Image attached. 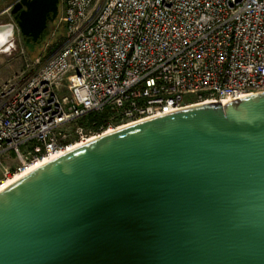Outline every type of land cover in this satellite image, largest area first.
<instances>
[{
  "label": "water",
  "instance_id": "water-1",
  "mask_svg": "<svg viewBox=\"0 0 264 264\" xmlns=\"http://www.w3.org/2000/svg\"><path fill=\"white\" fill-rule=\"evenodd\" d=\"M10 14L32 53L59 0ZM0 31L9 46L14 26ZM0 264H264V92L119 129L18 179L0 192Z\"/></svg>",
  "mask_w": 264,
  "mask_h": 264
},
{
  "label": "built area",
  "instance_id": "built-area-1",
  "mask_svg": "<svg viewBox=\"0 0 264 264\" xmlns=\"http://www.w3.org/2000/svg\"><path fill=\"white\" fill-rule=\"evenodd\" d=\"M59 6L65 40L0 86V164L15 166L0 185L119 129L264 92V0Z\"/></svg>",
  "mask_w": 264,
  "mask_h": 264
},
{
  "label": "rangeland",
  "instance_id": "rangeland-1",
  "mask_svg": "<svg viewBox=\"0 0 264 264\" xmlns=\"http://www.w3.org/2000/svg\"><path fill=\"white\" fill-rule=\"evenodd\" d=\"M16 1L17 0H10L0 8H7ZM60 17L61 8L59 6L57 21L46 29L45 32H47V36L39 47L34 48L32 53L24 46L20 32L15 24H13V20L9 14L0 17L1 26L8 24L14 26V35L9 43L11 51L6 54L0 53V86L19 73L23 72L25 70V61L27 59H30L33 63H36L37 61L42 63L50 56V54L53 53L58 44L65 40L66 25L59 23ZM12 164L13 162H10V164H0V181L4 180L5 169L12 173L15 171V166Z\"/></svg>",
  "mask_w": 264,
  "mask_h": 264
},
{
  "label": "bare ground",
  "instance_id": "bare-ground-1",
  "mask_svg": "<svg viewBox=\"0 0 264 264\" xmlns=\"http://www.w3.org/2000/svg\"><path fill=\"white\" fill-rule=\"evenodd\" d=\"M8 37H7V34L4 33L3 31H0V48H3V50L0 51V53H3V54H6L8 52L11 51V46L9 45L8 46ZM44 164H38L36 165V168H32L30 171H33L41 166H43ZM27 173L29 172H26V173H23L21 174L20 176H17L15 177L13 180H10L9 182L7 183H3L0 185V192L3 191L4 189H6L8 186H10L12 183H14L15 181H17L18 179L22 178L23 176L27 175Z\"/></svg>",
  "mask_w": 264,
  "mask_h": 264
},
{
  "label": "trees",
  "instance_id": "trees-1",
  "mask_svg": "<svg viewBox=\"0 0 264 264\" xmlns=\"http://www.w3.org/2000/svg\"><path fill=\"white\" fill-rule=\"evenodd\" d=\"M10 0H0V7H2L4 4H6V3H8ZM1 9V8H0ZM57 21V19L53 22V23H55ZM52 23V24H53ZM51 24H48V26H47V28L50 26ZM46 31V30H45ZM47 36V32H44V37H43V41H44V39H45V37ZM42 41V42H43ZM42 44V43H41ZM40 44V45H41ZM88 120L90 121V122H99L100 120H101V118L100 117H96V116H89L88 117Z\"/></svg>",
  "mask_w": 264,
  "mask_h": 264
},
{
  "label": "flooded vegetation",
  "instance_id": "flooded-vegetation-1",
  "mask_svg": "<svg viewBox=\"0 0 264 264\" xmlns=\"http://www.w3.org/2000/svg\"><path fill=\"white\" fill-rule=\"evenodd\" d=\"M12 16V15H11ZM12 18H13V16H12ZM43 37H44V35H43ZM43 37H42V39L40 40V42H39V44L38 45H36V47H39L40 46V44L42 43V41H43ZM22 40H23V38H22ZM24 42V41H23Z\"/></svg>",
  "mask_w": 264,
  "mask_h": 264
}]
</instances>
